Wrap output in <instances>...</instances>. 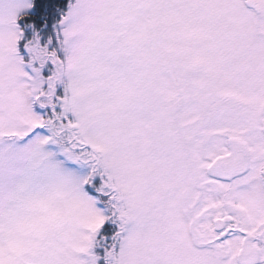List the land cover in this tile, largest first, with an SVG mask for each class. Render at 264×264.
<instances>
[{
    "label": "snow or ice",
    "instance_id": "6c2138e0",
    "mask_svg": "<svg viewBox=\"0 0 264 264\" xmlns=\"http://www.w3.org/2000/svg\"><path fill=\"white\" fill-rule=\"evenodd\" d=\"M0 264H264V0H0Z\"/></svg>",
    "mask_w": 264,
    "mask_h": 264
}]
</instances>
